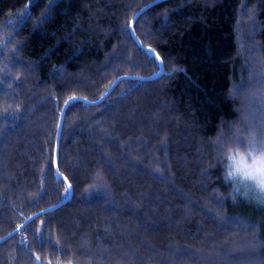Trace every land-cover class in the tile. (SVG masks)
Listing matches in <instances>:
<instances>
[{
	"label": "trees",
	"instance_id": "16d2710c",
	"mask_svg": "<svg viewBox=\"0 0 264 264\" xmlns=\"http://www.w3.org/2000/svg\"><path fill=\"white\" fill-rule=\"evenodd\" d=\"M254 159L264 0H0V264H264Z\"/></svg>",
	"mask_w": 264,
	"mask_h": 264
},
{
	"label": "water",
	"instance_id": "95a60500",
	"mask_svg": "<svg viewBox=\"0 0 264 264\" xmlns=\"http://www.w3.org/2000/svg\"><path fill=\"white\" fill-rule=\"evenodd\" d=\"M156 2H158V1H156ZM155 2V3H156ZM154 3H150V4H148V5H146L145 7H143L140 11H138L136 14H135V16L133 17V19H132V21H131V32H132V34H133V36H134V38H135V40H136V42L139 44V45H141V46H143V47H145L146 49H148L149 51H152L155 55H156V57L159 59V62H160V65H161V69H160V71L158 72V73H156L155 75H153V76H150V77H137V78H141V79H145V80H151V79H155V78H157L158 76H160L161 74H162V71H163V66H162V60H161V58L159 57V55L156 53V52H154L151 48H149V47H146V46H144V45H142L141 44V42L139 41V39L137 38V36H136V34H135V32H134V23H135V21H136V19L147 9V8H149L150 6H152ZM126 77H129V76H120L119 78H117L116 79V81L113 83V85L111 86V88L100 98V99H98V100H95V101H89V100H86L85 99V101H87V102H89V103H91V104H95V105H97V104H99L101 101H103V99H105L110 93H111V91L114 89V87L122 80V79H124V78H126ZM73 99H78L77 97H71V98H69L67 101H66V103H65V105H64V107H63V110H62V113H61V117H60V123H59V128H58V133H57V140H56V159H55V167H56V170H57V172H59L60 173V171H59V168H58V162H57V156H58V151H59V146H60V139H61V134H62V129H63V124H64V118H65V113H66V108H67V105L69 104V102L71 101V100H73ZM79 99H81V98H79ZM64 179H65V181H66V184H67V186H68V190H69V192H68V195H67V197L63 200V201H61L59 204H57L56 206H55V208H57V207H60V206H62L63 204H65L69 199H70V197H71V194H72V187H71V184L69 183V181L64 177ZM42 211H40V212H37V213H35L34 215H32L31 217H29L27 220H25L23 223H22V225H20L17 229H15L14 231H12L11 233H9V234H7V235H5V236H3V237H1L0 238V243L1 242H3V241H6L7 239H9V238H11L13 235H15L22 227H24L28 222H30L32 219H34L35 217H37L40 213H41Z\"/></svg>",
	"mask_w": 264,
	"mask_h": 264
},
{
	"label": "rangeland",
	"instance_id": "374dc122",
	"mask_svg": "<svg viewBox=\"0 0 264 264\" xmlns=\"http://www.w3.org/2000/svg\"><path fill=\"white\" fill-rule=\"evenodd\" d=\"M241 166L248 173L247 177H245L246 180L250 183H253L251 185L256 184V186H261L262 190L264 191V164L258 160H255L250 162V164L241 162ZM248 166L250 167L247 169ZM249 187L252 188L250 185Z\"/></svg>",
	"mask_w": 264,
	"mask_h": 264
}]
</instances>
